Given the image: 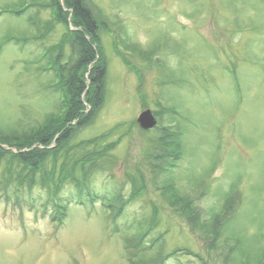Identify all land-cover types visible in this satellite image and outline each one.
Instances as JSON below:
<instances>
[{"label": "rangeland", "instance_id": "rangeland-1", "mask_svg": "<svg viewBox=\"0 0 264 264\" xmlns=\"http://www.w3.org/2000/svg\"><path fill=\"white\" fill-rule=\"evenodd\" d=\"M44 1L0 0V138L64 112L41 58L66 59V28ZM92 2L113 31L93 44L106 64L104 92L69 144L99 139L76 152L102 154L85 181V168L72 169L98 201L76 195L83 203L52 221V205L43 214L30 206L46 199L38 189L20 202L0 195V264H264V0ZM144 109L156 127H139ZM90 110L84 101L81 114ZM172 128L181 146L169 168L159 137ZM56 164L65 175L67 164ZM164 185L192 200L194 222ZM63 186L60 199L72 200L74 186Z\"/></svg>", "mask_w": 264, "mask_h": 264}, {"label": "trees", "instance_id": "trees-1", "mask_svg": "<svg viewBox=\"0 0 264 264\" xmlns=\"http://www.w3.org/2000/svg\"><path fill=\"white\" fill-rule=\"evenodd\" d=\"M36 5L38 4L36 3ZM38 6L51 13V20L54 23H62L66 28L65 43L69 47L66 59L64 60L65 54L62 51H57L56 54L44 51V57L51 60V70L57 78L58 89L61 91V103L65 108L59 117L49 118L42 126L34 130L1 134L0 169L4 179L0 181V195L6 203L9 202L11 196L20 202L24 198L25 192L31 195L34 189H38L46 195V199L35 197L30 200L34 203H41L45 199L39 208L46 212L48 206L52 205L55 213L53 212L54 214L50 217L55 220L58 219L57 214L65 208L62 205L59 206L60 204L56 201L58 199V202L62 203L69 201L63 197V200L60 199L65 182L73 185L80 196L86 195L85 191L88 192L85 189L86 186L81 187V180L72 172V169L85 168L87 170L86 175L83 176L85 181V177H88L92 169L96 167L95 162L102 156L96 151L87 152L88 150L76 156V152L81 147L87 149L94 146L99 139L73 145L69 144V140L93 118L94 112L101 105L106 64L102 62L100 55L96 59L98 53L93 44L96 45L101 42V32L111 30V27L101 9L93 8L92 0H47ZM19 11L21 9L16 13L18 14ZM112 24L113 22H111ZM45 25L48 28L52 27L50 22H46ZM70 26L74 29L71 30ZM133 51L141 53L137 49H133ZM52 57L53 59H51ZM89 66L90 69L88 70ZM86 72L88 73L89 85L85 82ZM84 101L91 105V110L81 114L84 109ZM73 120L74 123H72ZM162 131L159 137L162 151L160 156L166 160L167 166L171 168L174 167L172 163L179 155L180 133L174 128L163 129ZM56 133H58L57 136ZM54 137H56L55 140ZM52 140L55 141V144L48 148ZM2 143L6 146H15L16 151L3 148ZM35 143L41 147H32ZM57 161L62 163L64 167L67 164L65 175L62 171L64 168L58 173L52 171L57 167ZM71 172L72 175L69 176ZM164 187L163 194L169 203L185 207V211H188L185 215L188 219L192 218L194 222V217L197 216L192 200H185L186 197L179 196L173 186L164 185ZM168 188L175 189V192L171 191V194H168L166 192ZM173 199L177 201L174 202Z\"/></svg>", "mask_w": 264, "mask_h": 264}, {"label": "water", "instance_id": "water-1", "mask_svg": "<svg viewBox=\"0 0 264 264\" xmlns=\"http://www.w3.org/2000/svg\"><path fill=\"white\" fill-rule=\"evenodd\" d=\"M138 122L141 127L149 128L155 124V119L149 110L142 111L138 117Z\"/></svg>", "mask_w": 264, "mask_h": 264}]
</instances>
